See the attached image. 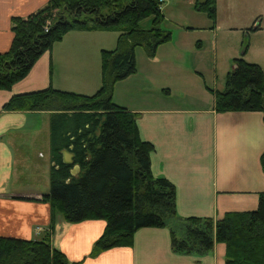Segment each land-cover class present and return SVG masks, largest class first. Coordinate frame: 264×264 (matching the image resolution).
<instances>
[{
  "label": "trees",
  "instance_id": "obj_1",
  "mask_svg": "<svg viewBox=\"0 0 264 264\" xmlns=\"http://www.w3.org/2000/svg\"><path fill=\"white\" fill-rule=\"evenodd\" d=\"M158 0H48L40 9L11 18V43L0 51V89L22 79L35 60L71 30L115 31L113 49H102L101 83L93 94L51 86L12 95L2 106L8 111H49V146L54 165L49 189L42 194L52 214L74 223L101 219L105 227L88 257L129 246L144 227H170L174 252L204 253L225 245L224 264H264V191L256 208L227 211L211 217L177 215L175 185L151 172L153 144L139 136L137 114L113 102L115 83L136 72L135 48L153 57L171 39L160 27ZM197 11L215 19V0H194ZM151 18V25L141 21ZM242 53V56L244 55ZM242 56L232 60L224 87L210 89L217 112L260 111L264 121L262 68ZM73 153V164L62 162L61 150ZM264 172V150L260 155ZM177 218L182 236L168 219ZM174 218V219H175ZM54 219L51 222L53 229ZM52 231V230H51ZM0 264H74L53 245L51 232L40 238L0 236Z\"/></svg>",
  "mask_w": 264,
  "mask_h": 264
},
{
  "label": "crops",
  "instance_id": "obj_2",
  "mask_svg": "<svg viewBox=\"0 0 264 264\" xmlns=\"http://www.w3.org/2000/svg\"><path fill=\"white\" fill-rule=\"evenodd\" d=\"M47 1L0 0V51L7 50L11 43V18L26 16ZM102 32L106 31L67 32L35 60L22 79L9 89H0V236L34 239L50 231L53 245L74 264H224L223 243L200 254L174 252L167 226L137 229L131 245L88 257L105 221L63 220L40 200L47 191L19 175L21 167L32 170L29 156L32 150L41 153L40 147L47 158L41 159L35 169H41L47 178L54 165L49 146L50 112L8 111L3 110V104L14 94L49 86L93 94L100 86V51L110 49L105 48L108 37ZM134 76L115 84L112 99L137 114L140 138L153 144L152 174L175 185L177 215L216 219L227 211L256 208L258 193L264 191L260 164L264 150L262 113L217 112L214 98L213 102L185 103L184 107L171 101L169 89H164L155 102L143 97L124 100L117 88Z\"/></svg>",
  "mask_w": 264,
  "mask_h": 264
},
{
  "label": "rangeland",
  "instance_id": "obj_3",
  "mask_svg": "<svg viewBox=\"0 0 264 264\" xmlns=\"http://www.w3.org/2000/svg\"><path fill=\"white\" fill-rule=\"evenodd\" d=\"M161 11L160 27L170 31L171 39L159 45L153 57H148L141 46L135 48L136 72L133 74L136 76L121 82L123 86L117 88V94L124 100L143 97L155 102L164 89H169L171 101L184 107L185 103L213 102L210 89L224 87L233 58L242 56L244 50L242 57L258 64L264 75V0H215V19H210L204 11H197L194 0L166 1ZM140 24L150 26L151 18L143 19ZM102 33L108 37L105 48H115L116 33ZM40 150L39 154L31 151L32 170L21 167L19 175L48 191L49 175L46 178L41 169H35L41 159L47 158L43 147ZM174 218L168 219L169 224L176 228L177 236H182L179 220Z\"/></svg>",
  "mask_w": 264,
  "mask_h": 264
},
{
  "label": "water",
  "instance_id": "obj_4",
  "mask_svg": "<svg viewBox=\"0 0 264 264\" xmlns=\"http://www.w3.org/2000/svg\"><path fill=\"white\" fill-rule=\"evenodd\" d=\"M62 153V162L64 164H73V153L68 151L67 149L61 150ZM71 174L75 175L79 172V166L77 164H73L71 168Z\"/></svg>",
  "mask_w": 264,
  "mask_h": 264
},
{
  "label": "built area",
  "instance_id": "obj_5",
  "mask_svg": "<svg viewBox=\"0 0 264 264\" xmlns=\"http://www.w3.org/2000/svg\"><path fill=\"white\" fill-rule=\"evenodd\" d=\"M166 1H172V0H158V2H159L160 4H162V3L166 2Z\"/></svg>",
  "mask_w": 264,
  "mask_h": 264
}]
</instances>
